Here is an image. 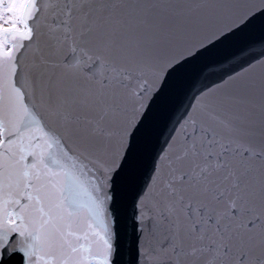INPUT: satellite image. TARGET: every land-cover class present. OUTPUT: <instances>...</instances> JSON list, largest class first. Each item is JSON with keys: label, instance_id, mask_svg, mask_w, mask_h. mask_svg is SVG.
Listing matches in <instances>:
<instances>
[{"label": "snow or ice", "instance_id": "6c2138e0", "mask_svg": "<svg viewBox=\"0 0 264 264\" xmlns=\"http://www.w3.org/2000/svg\"><path fill=\"white\" fill-rule=\"evenodd\" d=\"M0 264H264V0H0Z\"/></svg>", "mask_w": 264, "mask_h": 264}]
</instances>
